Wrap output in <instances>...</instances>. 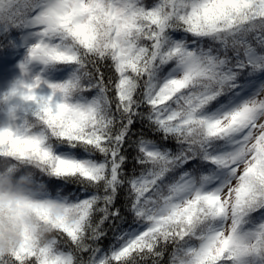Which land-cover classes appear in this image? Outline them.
<instances>
[{
	"label": "snow or ice",
	"instance_id": "obj_1",
	"mask_svg": "<svg viewBox=\"0 0 264 264\" xmlns=\"http://www.w3.org/2000/svg\"><path fill=\"white\" fill-rule=\"evenodd\" d=\"M14 46L0 168L53 231L0 264H264V0H0Z\"/></svg>",
	"mask_w": 264,
	"mask_h": 264
},
{
	"label": "clouds",
	"instance_id": "obj_2",
	"mask_svg": "<svg viewBox=\"0 0 264 264\" xmlns=\"http://www.w3.org/2000/svg\"><path fill=\"white\" fill-rule=\"evenodd\" d=\"M37 183L32 172L9 171L0 168V253L8 254L20 245L25 230L32 232L41 243L51 235V224L42 220L32 206V196ZM62 208H54L52 216L62 214Z\"/></svg>",
	"mask_w": 264,
	"mask_h": 264
},
{
	"label": "trees",
	"instance_id": "obj_3",
	"mask_svg": "<svg viewBox=\"0 0 264 264\" xmlns=\"http://www.w3.org/2000/svg\"><path fill=\"white\" fill-rule=\"evenodd\" d=\"M18 46L9 47V48H0V57L2 55L8 56L12 52L11 50H15ZM63 195L67 196L69 199H72L73 196H79L80 198H88L90 195L95 194V191H84L80 188L79 185H67L65 188L58 189ZM123 194H120L119 198L117 199L116 207H121L123 204ZM105 229L107 230V236L102 238L99 242L100 247L103 249H108L112 243H114V237L113 232L111 229L108 228V223L104 225ZM125 228L128 227L127 224L124 225ZM85 258H87V255L85 254ZM170 258V250L168 253H166L165 259ZM151 264V262H149Z\"/></svg>",
	"mask_w": 264,
	"mask_h": 264
},
{
	"label": "rangeland",
	"instance_id": "obj_4",
	"mask_svg": "<svg viewBox=\"0 0 264 264\" xmlns=\"http://www.w3.org/2000/svg\"><path fill=\"white\" fill-rule=\"evenodd\" d=\"M11 52L8 56L0 57V91L8 88L20 76L18 65L23 58L24 50L18 46Z\"/></svg>",
	"mask_w": 264,
	"mask_h": 264
}]
</instances>
